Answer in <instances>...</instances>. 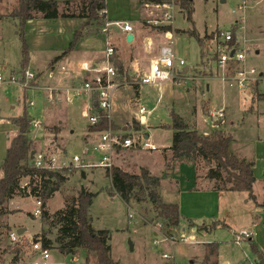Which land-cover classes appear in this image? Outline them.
Returning <instances> with one entry per match:
<instances>
[{
	"label": "rangeland",
	"instance_id": "1",
	"mask_svg": "<svg viewBox=\"0 0 264 264\" xmlns=\"http://www.w3.org/2000/svg\"><path fill=\"white\" fill-rule=\"evenodd\" d=\"M57 1L61 11L78 13L81 10L82 0H68L69 3H66V0ZM140 1L106 0L107 18L111 21H131L134 33H137L139 27L152 32L154 34L151 36L152 46L142 50L135 44L124 42V33L116 25H111L108 28L110 40H113L119 50L123 51L125 44V52L129 54L132 52L134 54L142 53L144 62L148 65L158 58L162 46L169 45L175 51L177 59H184L185 65L177 66L176 76L168 80L154 84H140L141 95L137 103L134 99L135 95H131L133 96V105L121 104L119 107L113 110L111 107L105 112L108 120H110L109 114H111L112 119L121 122L127 121L129 115L132 116L131 112H134L133 115L136 118L137 115H142L138 113V108L145 106L152 109L149 116L142 115L148 116V126L142 129L138 122L132 121V126L128 130L121 129V126L114 130L109 122L107 128L95 129L92 128L94 126L90 124L88 117L91 114H96V111L86 110L87 96L78 97L73 91L71 100L65 101L60 107H56L59 101H51L49 105L55 109L53 112H48L45 107L46 91L39 88L26 89V102L31 99L34 101V105H28L27 110L35 121L41 123L38 124V127L34 126L31 135L32 147L35 151L34 160L39 155L42 157L46 155L47 160L49 157H55L56 161L52 169L59 170L63 178L60 190L48 200V209L50 212H54L63 207L66 198L77 197L82 189L98 193L89 208L92 225L95 229L109 230L111 255L120 264H167L161 258L163 252L173 255L174 261H169L171 264H202L203 254L210 249L208 243H215V254L218 260L220 258L221 260L228 259L230 264H251L257 257L251 250L250 242L246 239L238 244L235 237L238 233L247 231V225L251 220L253 222L260 218L262 212L260 204L264 200V97L251 99L254 97L253 86L255 83H258V91L264 94V75H262L264 73V0H193L192 21L187 19L184 9L175 5V8H172L173 23L168 30L172 33V42L166 38L167 30L164 31L160 26L156 27L147 23L149 18L160 19L164 12L171 11L169 5L152 2L141 3ZM18 4L19 0H0V68L5 75L11 73L13 66L19 69L23 48L19 32L23 31L31 56L26 69L35 73L43 71L45 80H47L45 82L55 85L57 79L62 77L65 72L60 68L62 63H57L58 65L53 71L54 75L50 78L49 62L69 46L75 31L83 27L84 19L79 17L45 19L41 13H35L34 19L26 21L21 29L18 21L12 16ZM108 19L105 14L103 16L99 13L97 23H89L85 26L84 36L77 42L80 49L79 52H75L77 60L81 61L85 55L82 50L92 44H95V50L103 51L105 49V36L103 35L105 32L102 31V28ZM191 28L197 30L203 40V45L186 32ZM223 31H230L238 37L237 50L245 53L243 61L233 60L227 69L218 65L220 55L218 48L221 47L223 51L228 49V42L224 41L221 36ZM185 67H188L186 72L184 71ZM243 67L245 69L254 67L257 70L255 76L258 79L252 84L249 82L239 90L236 86H230V82L224 77V74L231 75L237 68ZM14 71L15 69L13 73H15ZM138 74H143L141 69L135 76ZM135 76L132 77L138 79ZM87 77L91 76L88 74L77 75L72 82L79 86L81 80ZM132 77L129 76L128 81H132ZM124 78L121 74L118 81H124ZM131 85L136 86L135 84ZM23 90L25 89L18 84H5L0 87V115L8 112H12V114L22 112ZM62 97L67 99V95L66 97L62 95ZM11 103L16 104V109L10 108ZM218 109L224 110V116H211V112ZM173 111L182 116L184 122L191 129H197L203 134L213 133L215 130L213 122L221 121V125L217 127L231 135L233 139L231 150L237 156L245 158L253 166L255 199L251 198L247 191L223 192L222 197L229 200L227 203L229 211H227L228 215L225 219L223 217H219V219L217 217L204 218L198 220L194 225L189 218L185 220L180 218L179 224L171 229L157 217V212L149 198L140 201L132 198L127 204L118 194H112L111 180L106 172L108 167L95 165L82 167L69 163L75 154L83 155L85 148H91L92 142L96 141L98 136L105 131L112 130L126 136L137 137L145 132L148 133L149 139L158 146L157 150L131 148L128 152H124L122 148H116L113 155L118 161L117 165H120V160L123 159L128 160L129 165L132 159L135 160V166L129 168L130 173L141 174L142 168H148L151 175L158 177L164 169L163 160L160 159L161 150L172 143L173 137V129L170 126H161V124H171ZM99 117L101 119L100 114ZM231 119L235 123H231ZM52 126H58L61 130L66 129L62 133L63 138L58 135L59 133L54 134L48 130V127ZM2 139L0 137V159L4 158L6 154ZM163 153L166 155L167 150ZM170 154L173 155L172 151ZM99 156L98 153L96 155L89 153L85 157V161L87 157H90L88 160L94 163ZM196 161L202 172L208 171L210 167L208 162L200 157H196ZM167 167L166 164V169H168ZM84 168L88 170L85 171ZM84 179L90 181L85 182ZM24 181L26 180L22 179L21 183L23 184ZM164 187H166L165 190L169 188ZM162 188L159 184L160 195ZM244 193H247V196L244 197ZM196 197L201 199L202 204L192 205L189 214L197 216L204 213L210 214L216 206V201L213 202L210 199L211 194L196 195ZM242 197H244L243 200ZM37 199L39 198L33 196H20L10 203L8 202L7 207L11 213L3 217V220L10 217V223L15 225L23 223L27 228L26 236H23V241L28 240L26 251L28 258L26 260L33 256L29 241L36 239L35 234L42 230L40 216L33 215ZM247 199H249L248 202H246ZM246 209H254V211L250 215L247 213L245 218L241 216L238 219V213H246ZM182 214L184 215V213ZM187 216L190 215L187 214ZM154 221L161 223L160 228L163 234L173 235L176 238L173 244L164 241V235L151 227V223ZM224 222L229 226H223ZM203 224L211 225L214 230L205 232L199 228ZM193 225L194 227H192ZM54 233L53 229L50 236L54 237ZM182 235L188 236L190 242H184L181 239ZM155 238L160 240V244H154ZM7 242V238L4 237L3 247ZM50 252L56 263H84V254L81 251L73 257L62 254L57 249H51ZM5 263L6 259L1 264Z\"/></svg>",
	"mask_w": 264,
	"mask_h": 264
},
{
	"label": "trees",
	"instance_id": "2",
	"mask_svg": "<svg viewBox=\"0 0 264 264\" xmlns=\"http://www.w3.org/2000/svg\"><path fill=\"white\" fill-rule=\"evenodd\" d=\"M156 4H170L171 0H141ZM66 3H69L66 0ZM193 0H174V4L179 5L186 11L187 19L192 21ZM81 10L76 12L61 11L57 0H19L12 16L16 19L22 29L24 23L35 17V13H41L45 19L79 17L84 19V25L76 30L69 46L63 52L55 56L51 62L52 66L62 56L71 52L77 42L84 36L83 29L89 23H97L100 10L106 8V0H82ZM104 16V15H103ZM162 29L169 30L170 26H160ZM180 31V30H179ZM234 31V30H233ZM195 37L202 44L203 40L195 28L186 31ZM23 48L22 59L17 73H23L29 61V49L24 38V32L20 31ZM228 48L238 49V37L232 33L228 41ZM218 56V55H217ZM113 63L122 69L121 62L115 54L112 58ZM264 75V73H262ZM258 83L253 86V99H262L264 94L258 91ZM101 119L92 128H107L109 126L108 116L105 110H98ZM12 123L19 128L18 135L12 140L10 147L1 163L3 176L0 177V264L5 262V256L10 255L12 264H17L24 259L22 252L27 251L28 240L20 244L11 245L7 242L3 247L2 241L11 227L6 224L3 217L11 213L7 203L16 195L33 196L41 200L42 230L35 234V238L42 242L44 248L57 249L60 253L71 255L84 254L83 264H120L111 255L110 232L107 229H95L92 225L90 206L93 198L98 194L82 189L78 196L66 198L64 206L50 212L48 200L60 190L63 181L59 170L48 167H38L32 157L33 150L32 133L34 130V118L27 110L25 105L22 114L10 117ZM114 129L118 127L112 124ZM170 126L173 129L172 143L168 147L174 158L194 159L200 157L210 164L207 176L214 180L215 187L220 190L247 191L249 196L255 199L253 184L255 176L252 164L244 158L237 156L230 148L232 137L226 131L217 129L211 134H203L196 129H191L182 116L172 112L171 124H161ZM54 134L59 131L58 126L48 127ZM48 162L47 156L43 157ZM107 175L110 177L112 194H118L122 200L129 204L131 199L140 201L149 198L157 212V217L162 219L171 229L180 222L181 213L177 203L166 202L162 199L158 186L160 178L151 175L146 169L142 168L141 174L130 173L119 166L113 165L107 168ZM28 177L26 185H22V179ZM111 194V193H110ZM264 210V200L260 204ZM31 214V213H30ZM32 215V214H31ZM201 229H207L203 224ZM55 230L54 237L51 233ZM210 251L204 258L203 264H217L211 260V255L215 253V243H210ZM253 247V245H252ZM254 248V247H253Z\"/></svg>",
	"mask_w": 264,
	"mask_h": 264
},
{
	"label": "crops",
	"instance_id": "3",
	"mask_svg": "<svg viewBox=\"0 0 264 264\" xmlns=\"http://www.w3.org/2000/svg\"><path fill=\"white\" fill-rule=\"evenodd\" d=\"M33 19H31V20H33ZM131 24H132V22H131ZM122 32L124 33V42H126L127 41L126 37H127V35L129 33L125 34L124 31H122ZM132 34H133V39L130 42L131 45L135 44V46H139L140 47L139 49H142V50L144 48L149 49V46L150 45L152 46V41L153 40H152L151 36L154 35V34H152V32L147 31L143 27L142 28L139 27V30L137 31V33L132 32ZM103 35L105 36L104 37L105 49H103V51L102 50L101 51L95 50L96 49L95 44H92L91 46H87L86 48H84L82 50L83 53H85V55L81 58V61H80V60H77V56H76V53H75L76 51L77 52L80 51L79 46L77 44L75 46V48L71 52H69V53L65 54L64 56H62L52 66H50V62L51 61L49 62V68H51L50 76H49L50 78H52V76L54 75L53 71L57 67V65H58L57 63H62L60 68H61V70H63L65 72L62 77L57 79V82H55L56 83L55 85H51V86H55V87L58 88L57 92L55 93V95H57V97L53 101V102H58L59 101L56 104L58 106L55 105L56 107H60L61 105H63V103L65 101H69L73 97V86L76 85V84L74 85L73 82H72L74 77H77V75H82V74H88L91 77L94 75L93 72H84L82 70V64L83 63H85V62L90 63L94 67H97V68L101 67L103 65V62L105 60V52H106V48H107V42H110L111 44H113L115 46V50H116L115 54L117 55V58L121 62V65H122V69L117 67L119 69V71H120L119 76H121V74H123V77H125L124 81H121V85H124V86L120 85L115 90V93L113 94V100H112V106H111L112 110L117 108V107H119V105H121V104L122 105L123 104H127V105L132 104L133 96H131V95H135L134 99L136 100V103L140 99L141 88L142 87L139 84L137 85L136 83H135L136 86L133 87L131 84H126V82L128 81L129 76L131 78L132 76L137 74V72H139L140 69L142 70V73L146 72L149 69V65L150 64L149 65L145 64L144 55L142 53L134 54V52H132V53L129 54V53L125 52L124 51L125 44L123 45V51L119 50V48L113 42V40H110L109 31L105 32V34L103 33ZM131 47L133 48V46H131ZM62 52L58 53L55 56L60 55ZM30 59H31V56L29 55V60ZM28 63H29V61H28ZM27 67H28V65H27ZM62 67H64V68H62ZM14 69H15L14 72H16V70H18V68L13 66L11 68V73H13ZM36 81L41 86L50 85V84H47L45 82L47 80H45V75H44L43 71L42 72L39 71L37 73ZM23 92H24V94H23L24 95V97H23L24 103H23V110H22V112L20 114L23 113L25 105L28 106L29 102L33 101L31 99L28 102H26V100H27V90L25 89V90H23ZM45 95L47 96V92H45ZM62 95H64L65 97L67 95V99H64L62 97ZM251 99H253V97ZM50 102L51 101H48L46 99V102H45L46 106L45 107H46L48 112H50V111L53 112L55 107L50 106L49 105ZM10 108L12 110L16 109V104L11 103L10 104ZM98 110L99 109H97V112H98ZM138 110H139V108H138ZM150 110H152V109H150ZM208 110H209V107H208ZM131 113H132V116L129 115V119L127 121H121V122H116L114 119H112L111 114H109V119H110L109 122H111L110 123L111 125L114 124L117 127L121 126V129H123L125 131L128 130V128L130 126H132V121L138 122L139 126L142 129H144L146 126L149 125L148 124V118H147L149 115L148 116H145V115L142 116L143 114L140 115V116L137 115V118H138L137 119L133 115L134 112H131ZM138 113H139V111H138ZM20 114L19 113L18 114H15V113L12 114V112H8V113H6L4 115H0V137L3 138L1 140V142L3 143L5 153L7 152V149L10 147L12 140L19 133V128L14 123H12V121L10 120V117L18 116ZM139 114H141V113H139ZM35 122H37V121H35V119H34V123ZM231 123H235V121L231 119ZM38 124H41V123H38ZM213 124L215 126V130H217V129H219L217 126L221 125V121L215 120L213 122ZM65 130H61L59 128V131L57 132V133H59L58 135H60L61 138H63L62 133ZM114 130H116V129H114ZM142 135L144 137H146V138H149L148 133L144 132ZM86 143H89V142H86ZM169 146L164 147L161 150V153H160V159L163 160L164 169L162 171V174L158 175V177H161L160 178V184H161V187H163L162 190H161L163 194L161 193V196L163 197V200L166 201V202L177 203L178 206H179V209H180L181 218H183L184 220L189 218L192 221V224H194V225L197 223L198 220H201V219H204V218L210 219V218H213V217L214 218L217 217V219H219V217H223L225 219L226 215H228L227 211H229V208L227 207V203H228L229 200L226 197L223 198L222 197L223 196L222 193L223 192H227V191H235V190H220V189H217L215 187L214 180L210 179L207 176V172H202L199 169V167L197 165L196 158H194V159H189V158L178 159V158H174L173 155L170 154L171 150L168 148ZM116 148H122V147L118 146ZM122 149H123L124 152H128V150H130L131 148H122ZM166 150H167V153H166L167 156L163 153ZM150 151H152V150H150ZM114 153L115 152L113 151V153H112V163L114 165H116V166H119L120 168H123V170L130 172L129 168L132 167L133 165L135 166V160L133 161V159H132V161L130 162L131 164L129 165L128 160L123 159V160H120V165H117L118 161L115 158V156L113 155ZM34 157H35V154H34ZM85 157L86 156H84V159H85ZM90 157H87L86 161L90 162V163H93L90 160H88V158H90ZM3 159H4L3 157L0 159V166H1V163H2ZM94 163H96V162H94ZM166 164L168 165V167H167L168 169H166ZM84 170L86 171L88 169L84 168ZM2 176H3V171L0 168V177H2ZM23 180H26V181H24L23 184L21 183L24 186V185H26L28 183L29 178L25 177V178H23ZM83 181L88 182L90 180L84 179ZM164 186L169 187L168 190L166 189L167 191L165 190L166 187H164ZM235 192H241V191H235ZM204 194H211L210 199L213 202L216 201V206L212 209V212L210 214L209 213H204V214H202L200 216H197L196 214H189V211H190L191 207L198 206V205L202 204L201 199L197 198L196 195L203 196ZM245 196H247V193H244V197ZM18 197H20V195L14 196L10 201H13V200H15ZM165 197H167V200H165ZM244 197H242V200H243ZM10 201H9V203H10ZM223 201H224V203H223ZM248 201H249V199L246 200V202H248ZM15 208H17V207H15ZM260 209L262 210V212L260 213V218L258 220L253 221V222L251 220L249 222V224L247 225V231L252 232L251 239H249L248 241L250 242L251 250L256 254L257 258H256L255 261H257L258 264H264V210H263V208H260ZM253 211H254V209H246V211H245L246 213H243V214L238 213L237 218L239 219V218H241V216H243L245 218L247 213L250 215V214L253 213ZM182 213H184V215ZM187 214L190 215V216H187ZM6 215H8V214H6ZM192 217H194V218H192ZM4 221L6 222V224H8L11 227L9 232L12 231V230H17L19 228H25V231L27 230V228L24 227L23 223H18L16 225L10 223V217L8 219H5ZM194 225L192 227H194ZM222 225L223 226H229L228 223H226V222H224ZM206 226H207V229H202L205 232H207V231L210 232V231L214 230V227H212L211 225H209V226L206 225ZM25 231L23 233V236L24 235L26 236ZM7 240L9 242L8 234H7ZM189 242H190V239H189ZM208 244H210V243H208ZM252 245H253L254 248L252 247ZM209 251H210V249H209ZM209 251L205 252L203 254L202 259H201L202 260V264H203L205 256L207 254H209ZM22 255H23L24 259L20 260L18 263H21V262L25 261L28 258V254L27 253H24ZM259 255H262L261 260L258 258ZM11 257L12 256H10V255H6L5 256V259H6V263L5 264H9L10 263ZM211 260H212V262L213 261L217 262V264H230V261L228 259L221 260V258H220L218 260V258H217L215 253L211 255Z\"/></svg>",
	"mask_w": 264,
	"mask_h": 264
},
{
	"label": "built area",
	"instance_id": "4",
	"mask_svg": "<svg viewBox=\"0 0 264 264\" xmlns=\"http://www.w3.org/2000/svg\"><path fill=\"white\" fill-rule=\"evenodd\" d=\"M169 5V9L171 11L164 12L162 18H149L147 20L148 24L153 26H171L173 23V13L172 8H175L174 0H171ZM101 14L106 15L107 18V9L104 8L100 10ZM111 25H116L119 29L127 33H132L134 30V26L128 20H114L108 21L105 23V26L102 28L103 32H107L108 28ZM222 39L224 41H228L232 37V33L230 31H223L221 33ZM166 38L172 42V33L167 30ZM234 49L228 48L225 51L218 48V52L220 53L218 57V65L221 68H228L231 61H238L241 62L245 59V53L241 50H237L234 52L233 56H231V51ZM116 50L115 46L112 45L110 42H107V48L105 52V60L101 67H94L90 63H83L82 70L84 72H93L94 75L92 77H87L81 80L79 86H73V91L77 94L78 97L80 96H87L88 103L86 110L91 112H95L96 114L89 115L88 119L90 124L95 125L100 121L99 114L97 109L106 110L108 111L112 106L113 94L115 90L121 85V82L118 81V76L120 74L119 69L113 63V56L115 55ZM185 61L184 59H177L175 51L173 50L172 46L164 45L160 49V54L158 58L152 61L149 65V69L144 72L143 74L134 75L138 77V79L132 77V81H127L126 84H154L160 83L162 81L168 80L172 77L176 76V69L177 66H184ZM64 68V67H62ZM255 74H257V70L254 67L249 69L237 68L233 74L225 75L224 77L229 80L230 86H236L239 90L244 88L246 84L258 79ZM37 73L29 70L28 68L24 70L23 73H10L9 75H5L4 71L0 69V87L5 84H18L22 86L24 89H42L47 92L46 99L48 101H54L57 97L55 93L57 92L58 88L51 85L41 86L36 81ZM29 105H34V101H30ZM139 113L141 114H151L152 110L146 108L145 106L139 107ZM211 116H224V110L218 109L211 112ZM34 126L38 127V123L35 122ZM141 137V138H140ZM91 148H85L83 151V155L75 154L71 160L69 161L70 164L75 166H82V167H90V166H100V167H112V153L116 147L120 146L122 148H140L144 150H157L158 146L151 141L149 138L141 136H126L118 132L105 131L99 135L96 141L92 142ZM89 153L95 154L98 153L100 156L96 163L86 162L84 156H87ZM48 162L39 155L35 159V165L38 167H48L53 168L56 158L49 157ZM45 161V162H44ZM41 200H36V208L33 213L34 216L41 215ZM132 216V214H130ZM151 227H153L156 232L164 235L163 240L173 244L176 241V238L173 235H165L161 232V223L159 221H154L151 223ZM252 232L250 231H243L238 233L235 237V241L238 244H241L244 240L251 239ZM9 243L11 245L23 243V234L19 235L17 230H12L8 233ZM184 242H189L188 236H181ZM154 244H160V240L155 238ZM30 248L32 250L33 256L26 261L21 262L22 264H63V263H56L54 258L51 255L50 249L44 248L42 242L40 240L34 239L33 241H29ZM25 252H22L24 254ZM161 258L164 259L167 264H171L169 261H174V257L172 254L167 252H163L161 254ZM168 261V262H167ZM173 263V262H172ZM18 264V263H17ZM174 264V263H173ZM251 264H258L257 261L252 262Z\"/></svg>",
	"mask_w": 264,
	"mask_h": 264
},
{
	"label": "water",
	"instance_id": "5",
	"mask_svg": "<svg viewBox=\"0 0 264 264\" xmlns=\"http://www.w3.org/2000/svg\"><path fill=\"white\" fill-rule=\"evenodd\" d=\"M132 39H133V34H132V33H129V34L127 35V37H126V40H127L128 42H131ZM238 40H239V38H238ZM234 52H235V50H232V51H231V56H233ZM187 70H188V67H185L184 71L186 72ZM34 154H35V152L32 153V157H33V158H34ZM24 231H25V228H19V229H17V233H18L19 235H22V234L24 233ZM258 258L261 260L262 255H259Z\"/></svg>",
	"mask_w": 264,
	"mask_h": 264
}]
</instances>
